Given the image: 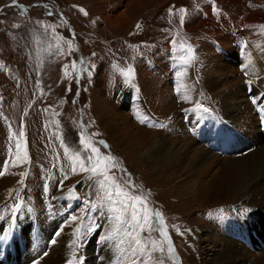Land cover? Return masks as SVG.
<instances>
[{"label":"rangeland","instance_id":"1","mask_svg":"<svg viewBox=\"0 0 264 264\" xmlns=\"http://www.w3.org/2000/svg\"><path fill=\"white\" fill-rule=\"evenodd\" d=\"M240 38L252 50L263 47L264 0H0V205L9 198L39 204L46 187L52 196L73 189L86 202L107 203L110 219L102 232L116 233V246L78 240L72 243L74 253L81 248L78 264L95 248L88 264L100 257L173 264L169 255L196 264V228L214 225L224 217L215 221L216 214L230 208L252 212L248 227L264 236L259 211L243 202L195 203L182 213L169 187L111 130L123 112L139 128L157 132L153 136L187 142L184 127L171 123L181 121V109L208 107L205 74L217 90L232 92L251 78L237 70ZM78 57L88 68L79 83L72 75ZM229 62L233 75L216 71ZM243 106L252 107L246 100ZM210 117L205 123L215 125ZM151 206L159 214L157 228ZM68 223L76 234L74 217L59 232ZM164 235L177 256L165 252Z\"/></svg>","mask_w":264,"mask_h":264},{"label":"bare ground","instance_id":"2","mask_svg":"<svg viewBox=\"0 0 264 264\" xmlns=\"http://www.w3.org/2000/svg\"><path fill=\"white\" fill-rule=\"evenodd\" d=\"M251 52L244 54V60L236 65L237 70L248 64L244 73L251 78H244L252 79L261 75L264 82V45ZM229 55H233V50L229 51L226 58ZM236 66L233 62L223 63L216 71L233 75ZM205 75L208 85L204 89L207 92L205 94L208 107L200 110L197 107L193 108L187 115L191 125L197 121H207L209 116L214 119L215 125L206 123L201 126V130H197L200 139L197 141L202 142V145L192 138L177 145L164 137L153 136L157 132L139 128L123 112L117 117L116 128L119 132L116 128L111 130L115 136L121 133L122 140L119 142L127 144L131 157H139L143 160L151 173L160 178L167 188L169 187L176 201L180 202L182 213L185 214L184 210H188L190 204L195 203L234 206L233 204L243 202L254 211H259L264 223V139L260 132V123H263L264 127V113L257 112L253 107L243 106L246 97L244 88L237 87L234 92L217 90L213 76L210 73ZM253 96L252 101H256L257 96ZM263 107H260L261 110ZM177 120L171 124L183 128L181 121ZM229 128L237 131L231 132ZM225 211L228 215L223 219L215 220L214 225L203 223L201 227L196 228L193 241L195 251H192L196 259L194 262L196 264L197 262L199 264H264V248L257 251L249 250L235 238L236 236L231 235L236 231L238 220L235 219L234 212ZM2 219L7 220V215ZM15 221L14 217L8 219L9 223ZM67 221H64L65 224ZM251 223L254 222L250 221ZM66 226L56 238L52 239L55 240L54 243L36 264H73L70 261H74L72 241L75 233L71 229L74 224L68 223ZM95 249L92 253L89 250L84 251L82 256L85 264H88L91 258H96ZM101 259L102 257L99 264H116L114 260Z\"/></svg>","mask_w":264,"mask_h":264}]
</instances>
